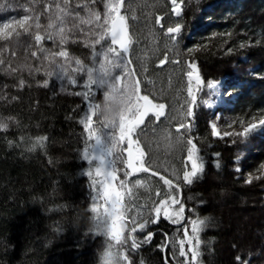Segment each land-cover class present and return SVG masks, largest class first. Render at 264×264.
<instances>
[{"label": "trees", "instance_id": "obj_1", "mask_svg": "<svg viewBox=\"0 0 264 264\" xmlns=\"http://www.w3.org/2000/svg\"><path fill=\"white\" fill-rule=\"evenodd\" d=\"M52 1L61 0L20 2L38 8ZM83 1L101 14L104 0ZM177 3L181 4L180 16L172 13L171 0H125L122 15L131 38V66L142 95L165 105L164 116L159 120L151 116L137 129L144 162L149 170L178 185L179 193L146 172L126 177L125 165L119 160L115 183L118 186L126 181L132 189L125 200L129 217L137 216L138 223L149 221V225L155 206L170 191L180 194L185 219L178 224L161 221L146 233L133 234L140 245L135 250L128 238L133 227L130 223L122 236L127 243L109 240L92 212L94 203L103 205V200H93L97 195L94 187L99 188L93 180L103 176L95 175L96 162L84 158L92 141L82 123L90 104L104 106L102 92L95 85L62 92L55 78L31 62V54L26 55L23 46L16 47L25 36L17 28L21 32L18 40L0 39V125L6 126L0 127V264H103L109 244L118 259L120 254L128 257L120 259V264H192L188 243L184 244L186 256L180 255L179 244L185 226L192 235V220L205 222L198 235L195 264H264V129L247 139H220L213 137L211 130L215 122L221 134L238 132L264 118V0ZM9 7L6 4L0 12ZM157 17H161L159 24ZM177 23L182 26L180 43L173 47L171 34L166 32ZM93 32L95 37L97 30ZM103 42L109 43L107 39ZM51 45V40L43 41L45 50ZM97 46L91 39L75 40L65 45V50L87 69L94 67ZM189 49H195L191 58L196 60L203 83L196 90L194 118L185 121L192 124L191 131L177 133L180 121L170 103L180 82L187 80ZM165 56L169 59L161 64ZM177 59L182 63L171 62ZM209 82H220L222 93L227 90L225 85L232 88L231 96L221 94L214 111L204 105ZM92 127H103L99 114L93 116ZM188 138L193 139L205 163L192 184L183 180L184 171L191 167L186 160ZM249 178L251 183L246 182ZM137 180L142 185H136ZM250 201L253 205L249 207ZM240 207L259 215L235 238L227 220L231 210ZM151 231L155 233L146 244V234Z\"/></svg>", "mask_w": 264, "mask_h": 264}, {"label": "snow or ice", "instance_id": "obj_2", "mask_svg": "<svg viewBox=\"0 0 264 264\" xmlns=\"http://www.w3.org/2000/svg\"><path fill=\"white\" fill-rule=\"evenodd\" d=\"M95 2V0H91ZM173 5L172 13L176 16L181 15V4L177 3V0H171ZM124 5V0H107L105 3L106 11L103 14V22L101 21V15L98 12L89 10L88 19L85 21L81 19V23L93 24L95 23L96 27L102 29V32L99 34V38L94 41L95 44H99L102 40L110 39L111 45L107 47L106 50H103L100 53H95V55L102 56V59L99 63L98 69H93L91 67L86 69L88 80L85 87L91 88L92 85H96L98 88L107 87L108 91L105 92V104L103 108L106 110L111 107L112 104L118 105V111L115 115L108 116L106 115L103 119V127L99 129H93V116L99 114L101 107L99 105L90 104L89 105V114L86 117L85 121H82L84 124V129L88 133V139L92 141L89 147L93 150L92 154L88 152L85 153V159L91 163L93 160L98 161V166L95 168V175L97 177L103 176L102 180H93V185L99 184V188L95 189L97 195L93 197L95 201L97 198L103 200V205L93 204L92 212L97 214V225H103L105 234L108 236L109 240L115 241L116 244L127 243L126 240L122 239L125 228L130 223L133 225L131 228V233H129V239L132 240L131 248L133 250L140 247L137 243L136 238L132 233L137 232V230H143L149 221L144 223H138L137 216L129 217L128 212L129 208L127 207L125 197L132 195V189L129 188L126 181H121L117 186L115 183L118 179L116 173L117 169L115 168L116 161H122L125 165L124 175L126 177L132 176L135 173L139 172H148L149 167L145 165L144 157L145 152L141 147L140 140L138 138L137 129L141 128V125L145 124V119L149 115L155 116L156 120H159L160 117L165 115V105L163 103H153L147 95H141L140 90V81L134 80L135 73L129 68L130 60L126 58V54L129 52V47L131 44V38L129 36V30L126 22V17L121 14V9ZM80 5H78L79 7ZM58 14L55 16V19L59 21L61 27L58 31H50L53 29L54 24L50 22L47 25L48 31L42 34L39 29L41 25L39 23V16L25 15L23 18L17 20L13 17L8 22H4L2 27H0V39L11 40L13 37H16L17 40L21 36V32L17 30L23 29L25 33L31 34L30 29L35 25L37 30L34 35V40L40 51H45L43 48V41L45 39L55 40L58 36L61 43H64L69 39L67 31H71L77 27L75 23V18L79 17V13L69 11L67 8V0L65 7L61 8L58 4L57 6ZM83 7L88 8V4H84ZM51 11V6L45 8V12ZM73 18L72 29L66 31L63 27L65 24L64 17ZM161 17L156 18V23L159 24ZM181 25L176 24L175 27H169L166 34H171L170 39L173 42V47H178L180 43V33ZM230 35V34H229ZM30 47V46H29ZM195 49H189L190 59L187 62V68L189 69L185 75L188 80L187 95V111L185 116L188 118H194V107L197 106V94L193 90V83L196 85V90L199 91L203 83L201 76L199 75L198 67L196 60L191 58V53ZM231 51V49H228ZM32 56H36L37 53L33 51ZM15 55V52H13ZM179 55V53H178ZM65 58L66 63H58L57 67L49 72V75H56L57 79H64L67 77L69 81L75 85L77 82L74 77L68 72L67 65L70 64L68 58V53L65 50H61L58 53L50 54V58L55 62V57ZM169 58L165 56L164 60H161L160 63L164 64ZM172 63H182L180 59L171 61ZM3 63V61H0ZM75 68H72V72H81L85 71L84 66L81 64L80 60L75 61ZM110 66V67H109ZM121 69V75H113V69ZM95 73V74H94ZM123 80V86L117 87ZM23 83V82H22ZM227 88L226 91L221 92L220 87L217 83L209 82L207 88L211 95L219 96L226 95L231 96L232 88L224 86ZM87 97V94H85ZM211 107V103L208 105ZM219 119V117H217ZM235 123V122H233ZM243 124V121H240ZM229 127L232 126V123H229ZM0 127H6L5 125H0ZM181 129H184L186 132H190L192 129L191 123L181 122L177 127V133ZM264 129V118L256 120L255 122L248 123L247 126L243 127L241 131L238 132H229L225 131L222 134L218 131L217 123L213 122L211 124L212 136L224 139L226 137H238L247 139L255 131ZM142 131V130H141ZM169 134H165V138ZM126 144V147H121V145ZM187 158L186 160L190 162V170H186L183 173V180L185 184H192L194 179L198 177L200 173L204 171L205 163L203 158L198 154L199 150L197 145L193 142L192 138L187 139ZM126 154V159L124 156ZM219 155V154H216ZM111 158V159H108ZM261 168L264 169V164L261 165ZM240 171V169H237ZM91 176L92 173L89 172ZM153 176L157 175L156 172L152 173ZM264 176V173H262ZM260 179L261 177H256ZM164 184L169 187V189H174L175 193H179V186L174 185L172 180L165 179ZM247 183H251L252 179L249 178ZM136 185H142V181L137 180ZM127 189V192H125ZM170 191L167 194L166 199H161L159 204L155 206L154 213L157 217L156 219L151 220V223H158L161 213L163 214L164 219L171 221L173 224H178L180 221L185 219V206L183 202L179 199V196ZM161 193H157V196H160ZM179 206L178 208L175 206ZM103 209L102 213L100 209ZM203 220H192L191 221V232L192 235H188V228H184V239L179 241L180 244V255L186 256L184 251L185 242L188 243V251L192 253V264H195L198 257V248L200 245V240L198 238L199 232L204 226ZM152 233H149L145 240H151ZM193 240L195 244L193 245ZM112 245L109 244L108 249L103 253V264H120V259L128 260L127 256L120 254V258H117V254L112 252ZM239 259V257H238Z\"/></svg>", "mask_w": 264, "mask_h": 264}, {"label": "rangeland", "instance_id": "obj_3", "mask_svg": "<svg viewBox=\"0 0 264 264\" xmlns=\"http://www.w3.org/2000/svg\"><path fill=\"white\" fill-rule=\"evenodd\" d=\"M20 1L21 0H15V4H14V0H2V1H0V8H2V9L5 8L6 4L10 5V7L5 12H0V27H2L4 22H8L13 17H15L17 20H19V19L23 18L25 15H29V16L37 15V16H39V23L41 25V28L39 29V31L42 34H44L46 31H48L47 25L50 22H52L54 24L53 29H51L50 31L56 32L59 30L61 25L59 24V21H57L55 19V16L58 14V9L56 6L59 4L61 6V8L65 7L66 0H61L60 2L52 1V2H49L48 4L39 5L38 8L36 6H32L30 4H27L26 6H24L23 3H21ZM106 2H107V0H104L103 9L100 8L101 9L100 15L102 18L100 23L103 22V14L106 11V9H105V3ZM84 4H88V8L83 7ZM49 5L51 6V11L45 12V8ZM67 5H69V7L67 6L68 10L79 13V17L75 18V23L77 25V27L75 29H72L73 18H69L67 16L64 17L65 24L63 25V27L66 29V31L69 29H72L71 31H67V35L69 36V39H67L66 42L61 43L59 37L57 36L55 38V40H51L52 45H51V47H48V49H49L48 51L47 50L40 51L38 46L35 43V40H34V35H35V32L37 30L35 29V25L33 23V26L30 29L31 34H27L24 32L23 29H21L24 32L26 37L22 36V41L17 42V45H16V47L18 49L23 46V51L26 50L25 54L28 56H30V54L33 52V51L32 52H29V51L33 49L37 53V55H36L37 57L36 56L34 57L31 54V56H30L31 62H33V61L36 62L39 70L46 72L45 74H47L48 76H50L49 72H52L57 67L58 63H66V62H65V58H63V57L56 56L55 62H53L50 58H46V57H50V54H52V53H58L61 50H65V45H67L69 42L72 43V41L74 42L75 40L85 41V39H91L92 41H95L99 38V34L102 32V29L99 27H96L95 23L87 24V23H81L80 22L81 19H84L85 21L88 19L89 10L96 12L95 8L89 7L88 2H85L83 0L82 1L81 0L80 1L74 0L73 2H71V0H70V3L67 2ZM78 5H80V6L78 7ZM21 14L23 15L22 17H21ZM93 30H97V33H96L97 35L95 37H93V35H92V33H94ZM107 41L109 42V39H107ZM97 45H98L97 46L98 53H100L103 50H106L107 47L110 46L111 44H110V42L105 43L102 40ZM21 55L23 56V53ZM96 57L97 58H95L94 63H93L94 67H91L93 69L99 68V63H100V60L102 59V56L96 55ZM68 58L70 60V64L67 65L68 72L71 74L72 77L75 78L77 83L75 85H73L67 77H65L64 79H57L56 75H51V77L55 78L57 80V82L59 83V89L62 92H68L69 90H72L76 86L86 85L87 80H88L86 68L84 67L85 71L72 72V68L76 67V65H75L76 59H74L69 54H68ZM112 71H113V75H121V69H119V68L113 69ZM213 83H217L221 89V83L220 82H213ZM122 86H123V80L120 84L117 85V87H122ZM187 87H188V80H186L185 82L182 81V83L180 82L179 87H177V92L175 93L176 95L170 103L171 108H172V106L175 107L174 111L177 112L178 119H179L180 123L181 122L185 123V121L188 120V117L185 116V113L187 111V106H188L186 103V100L189 99L188 95H187ZM98 89L102 92L103 100L105 103V92L108 91V88L103 87V88H98ZM193 90L196 91V85L194 83H193ZM207 91H209L208 88H207ZM208 94H209V97L204 102V105L210 111H214L215 108L217 107V103L221 100V95L216 97V96L211 95L210 92ZM209 103H211V107L208 106ZM173 109L174 108H172V110ZM125 146H126V144L121 145V147H125ZM86 152H88L89 154H92L93 150L91 148H89V150ZM108 159H111V158H108ZM93 162H96L98 165V161L93 160ZM263 200H264V197H263ZM250 203H252V202L250 201ZM251 205H253V203L249 204V207ZM255 212L256 211L247 210L245 207H240V208H237L235 210L234 209L231 210L229 221L227 220V223L231 226V229H233V234H234L235 238H238V236L241 234V232L243 231L244 228L246 229V225L248 224V222H250V220H253L256 216L259 215L258 213L256 215ZM255 233L256 232H254V234ZM124 234L125 233H123V235Z\"/></svg>", "mask_w": 264, "mask_h": 264}, {"label": "water", "instance_id": "obj_4", "mask_svg": "<svg viewBox=\"0 0 264 264\" xmlns=\"http://www.w3.org/2000/svg\"><path fill=\"white\" fill-rule=\"evenodd\" d=\"M124 2H125V0H124ZM121 12H122V9H121ZM109 42H110V44H111V41H110V39H109ZM126 58L128 59V60H130V53L128 52L127 54H126ZM129 66H130V69L134 72V70H133V68H132V66H131V63L129 64ZM134 80H138V79H136L135 77H134ZM140 90H141V86H140ZM141 95H142V93H140ZM150 116H152L151 114L149 115V117ZM149 117H147L146 119H145V121L149 118ZM125 158H126V154H125ZM147 173H149V174H151L152 175V173H153V171H148ZM156 177H161L159 174H157V175H155ZM179 199H180V197H179ZM178 206V205H177ZM176 207V206H175ZM157 218V217H156ZM160 220H166V219H164V217H163V214L161 213V215H160V217H159V220H158V222L160 221ZM142 232H145V229L144 230H137V233H142ZM152 236H153V234H152Z\"/></svg>", "mask_w": 264, "mask_h": 264}, {"label": "clouds", "instance_id": "obj_5", "mask_svg": "<svg viewBox=\"0 0 264 264\" xmlns=\"http://www.w3.org/2000/svg\"><path fill=\"white\" fill-rule=\"evenodd\" d=\"M117 111H118V105L112 104L111 107L107 110L102 107L100 109V116L102 117V119H104L106 115L108 116L115 115Z\"/></svg>", "mask_w": 264, "mask_h": 264}, {"label": "bare ground", "instance_id": "obj_6", "mask_svg": "<svg viewBox=\"0 0 264 264\" xmlns=\"http://www.w3.org/2000/svg\"><path fill=\"white\" fill-rule=\"evenodd\" d=\"M123 8V7H122ZM121 14H122V12H121Z\"/></svg>", "mask_w": 264, "mask_h": 264}]
</instances>
